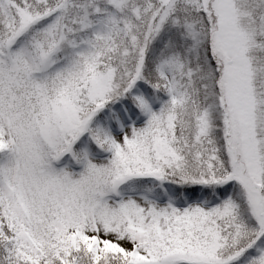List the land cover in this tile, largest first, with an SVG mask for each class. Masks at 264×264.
I'll return each instance as SVG.
<instances>
[{
  "label": "snow or ice",
  "instance_id": "1",
  "mask_svg": "<svg viewBox=\"0 0 264 264\" xmlns=\"http://www.w3.org/2000/svg\"><path fill=\"white\" fill-rule=\"evenodd\" d=\"M0 264H264V0H0Z\"/></svg>",
  "mask_w": 264,
  "mask_h": 264
}]
</instances>
